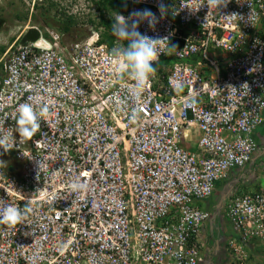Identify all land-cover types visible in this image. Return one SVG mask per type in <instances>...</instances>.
<instances>
[{
    "label": "built area",
    "instance_id": "built-area-1",
    "mask_svg": "<svg viewBox=\"0 0 264 264\" xmlns=\"http://www.w3.org/2000/svg\"><path fill=\"white\" fill-rule=\"evenodd\" d=\"M121 1L124 17L145 8L160 16L158 0ZM162 2L167 16L139 31L169 36L176 48L165 42L159 60L174 62L156 66L139 96L118 68L122 48L100 42L101 30L63 44V35L36 27L37 40L5 56L0 136L13 133L16 142L0 149V160L18 165L10 172L0 163V212L27 203L30 210L22 224L0 219V264L201 262L211 214L196 202L249 162L264 121V0L195 12L207 0ZM25 103L41 114L30 139L16 133ZM191 126L200 132L197 152L180 144ZM77 182L86 189L73 191ZM227 193V264H249L248 243L264 254V191Z\"/></svg>",
    "mask_w": 264,
    "mask_h": 264
},
{
    "label": "clouds",
    "instance_id": "clouds-1",
    "mask_svg": "<svg viewBox=\"0 0 264 264\" xmlns=\"http://www.w3.org/2000/svg\"><path fill=\"white\" fill-rule=\"evenodd\" d=\"M136 2L140 3L141 0H136ZM228 2L229 0H207V2L201 3L199 7L190 9L195 12L198 11L202 5L207 4V6L210 7L211 4L213 10H218L219 8L224 7ZM158 10L160 13L159 18L157 17V14L154 13L151 9L145 8L139 11L131 12L128 17H124L122 15L118 16L114 25L113 30L118 38H115L113 44L115 43V41H117L118 43L116 44H118L120 48H122L118 49L116 52V54L120 58H122L123 61V63L118 64V68L121 72L125 70L129 71L135 83V88L133 89V94L135 96H139L144 91L145 85L155 74L157 70L156 65L160 59V56L163 54L164 43H167L170 51L175 50L176 48L175 45H170L169 36L153 37L142 34L139 31V27L142 22L147 21L149 27L155 29L156 25L160 22V19H163L167 16L168 8L167 5L162 2V0H158ZM176 13L177 12L173 10L172 14L175 15ZM27 29L25 27L21 35L17 38V43H20V38ZM91 30L93 29L90 27L88 35L90 34ZM121 40L126 42L128 41L126 48H124L125 46L124 44H122ZM111 48H113V45L111 46ZM163 63L159 65H162ZM176 87L177 90H181L183 85L177 84ZM193 102H195V98H193ZM40 116L41 114L34 111L31 104H22L17 110L16 133H18V135H23L25 138L29 139L33 137L40 130ZM15 142L16 138L13 133L8 136H0V149L3 150V153H7L14 147ZM3 153H0V155H2ZM3 162V160H0V163ZM217 186L218 185L216 183L214 191ZM86 187V184L79 182L73 183L71 185L73 191L83 190L86 189ZM224 190L226 191L227 189ZM214 191L207 199L213 197ZM29 210L30 205L28 203L23 207H21L20 205H9L5 207L2 212H0V219H2L6 223L22 224ZM206 211H208L212 217V215L220 212V209L214 207L213 209H207Z\"/></svg>",
    "mask_w": 264,
    "mask_h": 264
},
{
    "label": "crops",
    "instance_id": "crops-1",
    "mask_svg": "<svg viewBox=\"0 0 264 264\" xmlns=\"http://www.w3.org/2000/svg\"><path fill=\"white\" fill-rule=\"evenodd\" d=\"M121 15L125 14H113L115 22L116 18ZM205 72L206 74L210 73L209 70H205ZM183 134L180 144L190 151L197 152V141L200 136L197 127L185 128ZM254 139L257 147L249 162L242 168L229 171L224 179L217 182V185L220 184L223 187L222 191L224 189L235 193L264 191V121L256 128ZM258 140L261 141L260 144L257 143ZM5 162L10 163H8V167L12 164L9 160ZM13 165H18V162H13ZM12 169L15 168L12 167ZM212 202L211 197L205 201L196 202V204L207 210L216 207L217 203L213 204ZM231 235H233V231L222 212H218L214 219L210 217L204 222L200 232L202 262L199 264H227L229 259L227 241ZM252 244L251 242L247 244V250L250 251L249 264H264V254L257 252L258 248L255 249Z\"/></svg>",
    "mask_w": 264,
    "mask_h": 264
},
{
    "label": "rangeland",
    "instance_id": "rangeland-1",
    "mask_svg": "<svg viewBox=\"0 0 264 264\" xmlns=\"http://www.w3.org/2000/svg\"><path fill=\"white\" fill-rule=\"evenodd\" d=\"M69 15L74 16L77 20L79 24L77 28L83 27V24L90 26L88 20H97V11L86 0H0V17L5 22L0 26V67L5 56L16 46V40L25 27H38L43 31V36H46V28L62 34L63 44L80 40L81 33L74 32L75 34L72 33L69 37L56 29V24ZM109 15L106 13L107 18ZM257 143L260 144L261 141L258 140ZM219 185L212 197L213 204L218 202L222 193L223 187Z\"/></svg>",
    "mask_w": 264,
    "mask_h": 264
},
{
    "label": "trees",
    "instance_id": "trees-1",
    "mask_svg": "<svg viewBox=\"0 0 264 264\" xmlns=\"http://www.w3.org/2000/svg\"><path fill=\"white\" fill-rule=\"evenodd\" d=\"M86 1L89 2L90 5L94 6L95 10L97 11V16H96L97 20H88L90 26L83 24V27L77 28L79 25L77 20L75 19L74 16L69 15V16H65V18H63L60 22H58V24H56V29L63 34H67L69 37H71V34L74 32L81 33L82 38L88 35L89 27H91L93 30L96 31L101 30L99 41L103 43H107L108 46L111 47L113 45L115 38H118V36L113 30L115 25L113 14H125L127 11V3L121 0H86ZM106 13L110 14L108 18L106 17ZM121 42L122 44H124L125 46L124 48H126L128 43L126 41H121ZM172 62H174L173 59L164 60V65L166 64L165 66L167 67ZM161 63L163 62L159 60L157 65ZM7 160L12 162V164L13 162H15V160L11 158V156H8L4 160V165H6V168H8V163H9V162H5Z\"/></svg>",
    "mask_w": 264,
    "mask_h": 264
},
{
    "label": "water",
    "instance_id": "water-1",
    "mask_svg": "<svg viewBox=\"0 0 264 264\" xmlns=\"http://www.w3.org/2000/svg\"><path fill=\"white\" fill-rule=\"evenodd\" d=\"M2 22H4V19L0 20V23H2ZM38 37H39V31L37 30V28L36 27H30L22 34V36L20 38V43L25 44L27 41H35L38 39ZM7 170L12 171L13 169L11 166H9L7 168ZM228 191L223 190L222 193L220 194L219 200H218L217 205H216L217 209H220V207L223 204V202L225 201L227 195H229V193H227ZM215 216H216V214L212 215V218L214 219Z\"/></svg>",
    "mask_w": 264,
    "mask_h": 264
},
{
    "label": "flooded vegetation",
    "instance_id": "flooded-vegetation-1",
    "mask_svg": "<svg viewBox=\"0 0 264 264\" xmlns=\"http://www.w3.org/2000/svg\"><path fill=\"white\" fill-rule=\"evenodd\" d=\"M1 19H3V18H2V17H0V20H1ZM4 23H5V22H2V23H0V24H1V25H4ZM1 25H0V26H1ZM201 262H202V261H201Z\"/></svg>",
    "mask_w": 264,
    "mask_h": 264
}]
</instances>
